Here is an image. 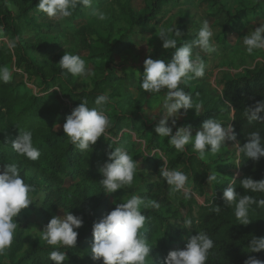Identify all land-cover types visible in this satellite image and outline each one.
Here are the masks:
<instances>
[{
    "label": "trees",
    "instance_id": "obj_1",
    "mask_svg": "<svg viewBox=\"0 0 264 264\" xmlns=\"http://www.w3.org/2000/svg\"><path fill=\"white\" fill-rule=\"evenodd\" d=\"M202 1L212 9L211 17L222 36L235 26L245 25L242 19L255 12L245 7L231 12L220 0ZM38 2L13 0L7 3L0 0V66L13 64L28 79L15 81L12 78L8 83L0 82V162L4 165L16 164L25 183L32 186L30 193L44 194L37 209L40 220L48 223L51 216L63 208L81 216L83 224L74 229L78 232L76 246L69 249L63 245L50 246L41 237L24 249L23 228L19 227L15 230L12 245L0 253V264H54L49 259L50 252L54 250L66 252L68 259L64 264H102L101 260L91 259L92 224L115 207L99 182L102 178L99 168L108 159L107 151H111L108 145L123 148L133 155L135 161H139L132 183L138 182L136 193L146 201L159 203L158 208L149 206L141 209L146 216L141 233L147 244L153 246L146 264H164V257L170 250L183 248L187 239L200 231L214 242L206 264H244L249 256L264 261V250L247 252V245L253 236H264V206L251 205L248 213L250 222L243 225L235 217V204L226 208L222 199V192L229 184L241 195L264 199V192H252L240 186L244 177L254 180L264 178V158L253 161L241 151L248 134L253 131L260 133L264 143V119L250 121L245 116L247 107L264 99V63L249 67L243 73L224 72L219 81L220 89H213L210 93L204 90L208 79L206 71L203 77H194L179 85L191 97L193 105L200 104L202 107L199 115L194 112L176 123L173 132L176 127L186 126L197 130L204 120L212 118L224 127L231 125L236 133L237 163L225 161L223 174L217 176L219 184L212 186L210 197L199 181L201 173H208L207 163L198 159L191 146L186 145L183 152H178L168 143L167 137L155 134L154 127L159 120L145 119L138 100L123 95L127 88L140 84L143 65L139 69L117 70L112 64L113 55L131 45L130 33L134 26L153 23L154 17L166 6L178 4L179 0H153L152 6L141 16L131 13L130 27L115 41H111L110 35L88 32L85 26L76 29V17L82 15L79 4L72 9L71 16L58 14L49 17L38 9ZM104 2L96 1L99 4ZM259 4L263 9L258 14L264 17V0H259ZM27 31L57 36L71 35L70 32L74 31L81 36L83 41L79 47L92 52L91 56L100 62L95 67L91 87L80 91L73 89L76 77L61 69L58 63L64 54V42L33 41L25 37ZM90 33L95 35L93 41L88 39ZM194 38L183 35L174 39L180 46ZM10 43H14V47L10 48ZM174 51L171 49L159 59H171ZM30 52L48 57L37 60L30 56ZM55 89L66 102L72 104L71 108L62 106L49 96L48 92ZM100 94H107L111 103L97 106L94 101ZM81 100H87L90 108L101 107L111 124L95 145L84 152L71 143L62 129L56 128L64 123L66 115ZM258 115L264 116V112ZM168 124L171 126V122ZM24 131L32 132L33 144L40 151L36 160L18 154L12 147V141ZM148 153L151 155H146ZM218 153L219 160H222L224 153L221 149ZM212 154L206 152L208 157ZM160 167L179 170L187 175V196L183 190L173 191V186L168 185L160 175ZM147 172L152 174V178L146 177ZM193 192L204 196V201L199 202ZM217 205L221 207L218 214L212 211ZM25 210L17 217L19 221L23 220ZM185 219H191L192 226L183 227Z\"/></svg>",
    "mask_w": 264,
    "mask_h": 264
},
{
    "label": "clouds",
    "instance_id": "obj_2",
    "mask_svg": "<svg viewBox=\"0 0 264 264\" xmlns=\"http://www.w3.org/2000/svg\"><path fill=\"white\" fill-rule=\"evenodd\" d=\"M78 4L91 7L92 0H39L38 9L49 17L58 14L68 17L72 15V9ZM92 14L100 20L105 19V14L99 10L94 9ZM173 33L177 37L181 36L180 29H174L172 26L161 29L158 33L162 40V47L165 50L174 49L175 51L171 59H153L150 56L144 59L140 88L151 95L165 91L162 103L159 105V110L164 114L154 127L155 134L167 137L168 143L178 152H183L185 146L191 143L198 159L207 162L206 152L215 154L220 151L226 139H236L232 126L224 127L217 120L208 118L193 134L190 126L176 127L173 132L176 120H172L171 126L168 120L170 117L178 116L181 109L185 113L188 109H194L197 115L200 114L202 105H193L191 97L179 85L182 81L186 83L194 77L199 78L205 75V64L202 60L197 62L192 58V49L199 47L208 53L215 52L216 46L211 42L213 33L207 20L202 22L191 42L177 46V40L170 35ZM262 34H264V24H260L243 36L242 44L249 55H252L254 50L264 49ZM9 47H14V43H10ZM58 63L61 69L73 76L82 77L89 74L85 61L79 55L64 52ZM11 79L12 72L9 68L0 66V82L8 83ZM94 103L97 106H103L111 103V99L107 94H100ZM261 112H264V99L257 101L254 106L247 107L245 116L250 121L264 119V116L258 115ZM110 126V120L101 107L90 108L87 100H81L71 113L66 115L62 131L73 145L84 152L95 145ZM108 146L111 149L106 153L108 159L99 168L102 176L99 182L106 194L131 186L139 164V161H135L133 155L123 148ZM12 147L18 154L31 160H36L40 156L39 149L33 144L31 131L19 132L17 138L12 141ZM241 151L253 161L264 158V143L258 131L248 134L246 142L241 146ZM236 166L238 167L239 164ZM159 172L166 183L173 186L174 192L183 190L185 195H188L186 189L188 177L185 173L167 167H160ZM206 179L209 184L219 183L217 171L207 173ZM240 186L244 190L264 192V178L254 180L251 177H244L240 180ZM31 191L32 186L25 183L17 165L5 164L0 171V253L12 245L15 230L18 227L15 218L32 203L33 200L29 195ZM222 199L226 208L235 204V217L243 225L250 222L248 213L251 205L264 206V199L257 200L250 195H241L235 191L232 184L223 190ZM112 203L115 207L106 214H102L92 224L91 259L101 260L102 264H146L153 246L147 244L146 238L141 233L146 221V216L141 209H147L149 206L158 208L159 203L153 200L146 201L139 195H132L126 200L121 199V202L113 200ZM212 211L218 214L221 207L217 205ZM82 224L81 216L65 210L62 216L52 215L44 228L37 230L48 245L53 247L63 245L65 249H69L76 246L78 232L74 229H79ZM182 226L185 228L192 226L191 219H185ZM213 246V240L205 232H197L187 239L183 248L170 250L164 257V264H206ZM261 250H264V236H253L247 245V252L255 253ZM49 259L54 264H64L68 257L65 251L54 250L50 252ZM244 264H264V261L249 256Z\"/></svg>",
    "mask_w": 264,
    "mask_h": 264
},
{
    "label": "rangeland",
    "instance_id": "obj_3",
    "mask_svg": "<svg viewBox=\"0 0 264 264\" xmlns=\"http://www.w3.org/2000/svg\"><path fill=\"white\" fill-rule=\"evenodd\" d=\"M7 3H12L13 0H5ZM97 0H92L91 7H85L83 4H79L82 10V15L76 17L74 22L76 29L85 26L88 32L95 31L102 35H110L111 41H115L121 34L126 33L130 27V14H134L136 17L141 16L144 12H147L152 6L153 0H105L104 3H96ZM220 2L231 12H235L243 7L248 10L255 11L242 19V22H246L245 25L235 26L229 29L223 36L216 26L214 19L211 17L212 9L209 4L202 0H179L178 4H169L165 9L154 17V22L143 26H134L133 31L130 33L131 45L125 48L121 53L113 55L112 64L117 70H126L130 67L139 69L143 65V61L146 57L153 59H159L171 49L165 50L162 47V40L158 36L161 29L174 27L180 29L181 36L188 35L194 36L198 32L204 20H207L210 29L213 33L211 42L215 44L216 51L208 53L200 49L199 47H193L192 58L197 62L203 61L205 64V71L207 72V80L205 81L204 90L206 93L210 91L220 89V78L224 72L230 73H243L249 67H253L257 64L264 63V49L254 50L252 55H249L242 44L243 36L248 32L250 33L260 24H264V17L258 14L263 7L259 4V0H220ZM99 10L105 14V19L100 20L97 16L92 14L93 10ZM241 24V23H240ZM66 33L61 36L55 34L42 35L40 33L25 32V37L33 41L41 42H55L57 40L64 42L63 52L69 54L79 55L86 63L89 74L76 77L73 89L76 91L88 89L92 85V80L95 75V67L99 65V61L91 56L92 52L80 48L82 44V37L74 33V31ZM172 38L177 36L170 34ZM264 35V34H262ZM89 40H94L95 35L90 33ZM180 37V36H179ZM31 57H35L37 60L46 59L48 56L38 53L30 52ZM12 72V78L15 81H28L25 74L17 70L13 64L7 66ZM49 96L57 103H61L62 106L72 107L71 103L66 102L55 89L48 92ZM123 95H130L134 99L138 100L141 105V115L149 120L162 118L164 114L159 110V105L162 103V98L165 95V91H161L158 94L151 95L148 92H144L140 88V84L133 85L123 92ZM194 109H188L185 113L183 109L180 110L178 116L170 117L168 122H172L173 119L176 123L182 122L194 114ZM63 123L56 126L57 129H62ZM196 130H192L194 133ZM192 147V144L189 143ZM193 150V147L191 148ZM221 152L222 160H219L220 153L212 154L211 157L207 156L208 173L217 171V176L222 173L226 162L237 163L235 159L237 156V143L235 140H225V144L222 145ZM227 152V153H226ZM226 153V154H225ZM224 157V158H223ZM214 159L216 161H214ZM205 162V161H204ZM4 163L0 162V171L3 170ZM237 171V170H235ZM147 178H152V174L147 172ZM207 174L201 173L199 175V181L202 182L203 190L207 196L211 197L212 186L219 184L207 182ZM218 180V179H217ZM138 182L131 186H126L123 189H119L113 193H107L109 200L112 202H121V199H128L132 195H137L136 186ZM188 190V189H187ZM199 202L204 201V196L193 192L192 193ZM32 203L26 208L24 212V218L19 221L15 218L18 227L23 228V248L29 247L35 242L41 233L38 230H42L47 224L40 220L37 215V209L41 204L44 194L42 192L38 194H29ZM65 209L59 208L56 215H64ZM38 229V230H37ZM62 246V245H59Z\"/></svg>",
    "mask_w": 264,
    "mask_h": 264
}]
</instances>
